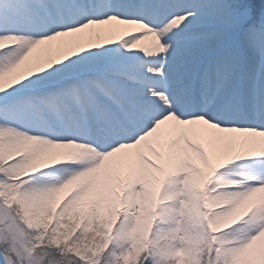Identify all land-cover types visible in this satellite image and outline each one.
Masks as SVG:
<instances>
[{
    "label": "snow or ice",
    "instance_id": "6c2138e0",
    "mask_svg": "<svg viewBox=\"0 0 264 264\" xmlns=\"http://www.w3.org/2000/svg\"><path fill=\"white\" fill-rule=\"evenodd\" d=\"M0 264H264V0H0Z\"/></svg>",
    "mask_w": 264,
    "mask_h": 264
}]
</instances>
